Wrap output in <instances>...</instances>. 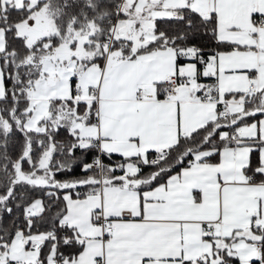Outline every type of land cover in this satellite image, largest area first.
<instances>
[{"label":"snow or ice","instance_id":"1","mask_svg":"<svg viewBox=\"0 0 264 264\" xmlns=\"http://www.w3.org/2000/svg\"><path fill=\"white\" fill-rule=\"evenodd\" d=\"M0 264H264V0H0Z\"/></svg>","mask_w":264,"mask_h":264}]
</instances>
